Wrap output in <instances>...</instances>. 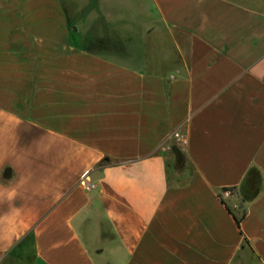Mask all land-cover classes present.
Here are the masks:
<instances>
[{
  "label": "crops",
  "instance_id": "1",
  "mask_svg": "<svg viewBox=\"0 0 264 264\" xmlns=\"http://www.w3.org/2000/svg\"><path fill=\"white\" fill-rule=\"evenodd\" d=\"M104 229L121 264H264V0H0V264H99Z\"/></svg>",
  "mask_w": 264,
  "mask_h": 264
},
{
  "label": "rangeland",
  "instance_id": "2",
  "mask_svg": "<svg viewBox=\"0 0 264 264\" xmlns=\"http://www.w3.org/2000/svg\"><path fill=\"white\" fill-rule=\"evenodd\" d=\"M90 227H93L92 222L90 223ZM95 233L85 232L84 230V237L88 243V247L92 251L94 257L98 260L99 264H121L122 256L117 255L114 259L112 252H110L111 246L109 249H106L101 254L96 252V249L100 250L104 248V246L108 247V241L110 239V235L108 230L105 229L102 231L103 237L96 238L94 237ZM110 243V242H109ZM32 241L26 240L25 242L19 244V246L14 250V252L6 257L1 264H33L34 253L32 250ZM110 245H112L110 243Z\"/></svg>",
  "mask_w": 264,
  "mask_h": 264
},
{
  "label": "built area",
  "instance_id": "3",
  "mask_svg": "<svg viewBox=\"0 0 264 264\" xmlns=\"http://www.w3.org/2000/svg\"><path fill=\"white\" fill-rule=\"evenodd\" d=\"M176 137L181 140L182 142L186 143L187 142V138L184 137L183 135H181L180 133H176ZM84 184L88 187V188H92L94 187V184H92L90 181H86L84 182ZM235 195V190L233 188H224L223 190H221L219 196L220 199L224 202L227 203L229 201L232 200V198H234Z\"/></svg>",
  "mask_w": 264,
  "mask_h": 264
},
{
  "label": "trees",
  "instance_id": "4",
  "mask_svg": "<svg viewBox=\"0 0 264 264\" xmlns=\"http://www.w3.org/2000/svg\"><path fill=\"white\" fill-rule=\"evenodd\" d=\"M108 163H109V159L106 158V159H104L102 162H100V163L97 165L96 169H102L103 167H105L106 165H108ZM230 209H231V208H230ZM231 211L233 212L232 209H231ZM234 216H235V218H236L237 223L240 224L241 221H242V219H243L244 216H245V211H243V212H242L241 214H239V215H238L237 213L234 212ZM26 240H31L32 243H33V241H34V237H33V235H29V236L26 237L21 243L25 242ZM21 243H20V244H21Z\"/></svg>",
  "mask_w": 264,
  "mask_h": 264
}]
</instances>
